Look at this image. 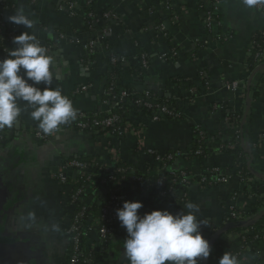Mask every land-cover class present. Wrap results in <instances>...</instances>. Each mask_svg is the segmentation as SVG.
<instances>
[{"label":"crops","instance_id":"obj_1","mask_svg":"<svg viewBox=\"0 0 264 264\" xmlns=\"http://www.w3.org/2000/svg\"><path fill=\"white\" fill-rule=\"evenodd\" d=\"M8 1L10 8L0 4V24L18 28V35L27 31L36 36L53 58L51 87L59 88L72 101L77 115L110 112L103 100L107 49L127 60L119 88L134 84L139 93L155 92L176 103L182 116L178 121H154L131 112L134 129L125 139L81 132L70 120L60 125L49 141H43L35 136L39 127L30 117L32 109L18 101L21 113L13 127L6 126L7 139L0 146V264H65L75 211L70 199L75 179L82 176L69 165L77 158L98 161L110 169L122 162L135 172L157 175L144 190L135 182L114 185L121 193L118 208L130 200L142 202L140 215L153 210L178 214L187 213L185 205L191 202L199 207L195 215L206 222L201 229L208 237L226 229L222 226L232 208L251 220L255 198L245 193L247 185L238 173L241 159L233 165L234 148L229 146L228 152H223L218 144L209 143L214 153L204 160L191 158L189 150L194 129L201 128L210 138L228 130L229 113L242 115V147L253 175L250 182L264 180V61L255 70L249 68L253 37L264 32V13L245 6L242 0H169L171 7L162 0H77L73 11L60 0ZM19 10L34 21L31 28L8 22ZM209 11L217 21L212 32L206 28ZM109 13L114 17L106 18ZM167 21L171 25L168 32ZM62 34L74 37L75 42L63 40ZM91 41H97L94 56L86 50ZM101 41H106L105 49ZM6 47L0 40V59L6 57ZM146 55L149 69L140 82L134 71ZM234 82L240 84L238 91L227 85ZM84 86L87 90L78 92ZM257 91L261 94L255 98ZM149 151L161 155L178 152L180 157L172 167H163ZM214 169L230 176L228 182L210 187L194 184L189 189L179 185L173 192L166 189L169 182L165 175L170 170H188L198 178ZM98 201L97 197L88 200L89 204ZM29 213L34 214L35 222H22L21 217ZM114 228L108 241L97 231L88 233L86 247L98 255L94 264H129L124 255L126 230L118 219ZM220 238L223 245L211 248L215 264L225 251L236 255L242 233L229 230ZM259 255L249 248L236 257L238 264H264L259 261L264 258V246Z\"/></svg>","mask_w":264,"mask_h":264},{"label":"trees","instance_id":"obj_2","mask_svg":"<svg viewBox=\"0 0 264 264\" xmlns=\"http://www.w3.org/2000/svg\"><path fill=\"white\" fill-rule=\"evenodd\" d=\"M162 1L165 6L171 7V3L169 2V0ZM70 2L75 3L76 0H72ZM2 3L7 8L12 7L9 4L10 2L8 0H2ZM261 4L264 5V3ZM63 6L65 8H68L69 5L64 2ZM1 24L5 28V33L1 36V39L6 42L7 47L5 49L8 53L9 47L14 46V44L12 43L13 39H11L10 35H14V37L17 36L19 29L16 27L14 29H9L3 23ZM252 42V57L249 61V68L250 70H255L256 65L259 63L257 60V55L261 54L264 50V32L256 33L253 37ZM101 45L105 49L107 47L106 41H101ZM97 49L98 48L94 49V53L92 54V56L97 53ZM105 50L107 55L103 64L107 69L108 75L106 78V85L104 87L105 93L103 95V100L106 105L109 106L111 116L116 117L117 120L114 122V124H112V126L103 129L100 126H95L93 121L104 120L105 118L110 116L109 113H80L76 115V118H79L80 122H84L89 125V128L84 132L94 131L99 135H107L116 137L118 139H125L127 135H125L124 131L128 129V126L131 124V112H133L137 116H151L153 112L160 107H167L170 111V114H167L164 117L165 120L178 121L181 119L182 112L176 105V103H174L172 100H165L164 98H160L155 92L152 91H148L143 94L139 93L138 91H136L134 84H129L119 88L117 86V83L121 79V69L123 65V63L121 62V57L117 54L111 53L110 50ZM113 59H115V62H113ZM140 60L141 65L139 68H136L134 74L139 78L140 82H143L144 76L149 69V59L146 55L143 56ZM89 61L92 63V58ZM144 62L146 63V66H144ZM40 87L42 89L45 87L43 82L40 83ZM122 92L126 94V97H122ZM146 93L148 94V96L146 95ZM260 94L261 92L259 91L255 92V98L260 96ZM149 106H152V108H149ZM235 118L237 119V121L235 122V127L231 125L226 132L211 136L210 138L201 128H197L196 130L194 129L192 148L189 150V153L191 158L204 160L208 159L214 153V150L209 147V143L218 144L221 148V151L223 152H228L229 146L234 147L235 159L233 165L238 164L239 160L241 159V177L245 185H247L245 188V193H249L255 198V202L249 213V219H253L259 216L264 211V180L256 183L250 182V180L253 179V175L248 170L246 153L242 147L244 138L241 130L242 115L235 114ZM75 129L78 130V128L76 127ZM6 130H8L7 127L0 129V134L3 138L0 146H3L7 139ZM225 138H228V140H226ZM152 152V155L154 157H160L163 160V167H172L180 157L178 152H170L166 155H161L155 151ZM75 160L84 163L87 166V169L84 171V174L82 176L80 175L75 179L77 184L75 187L73 186L72 195L77 196L75 200H73L72 198L70 199V204L74 207L75 210L71 216V228L76 227L78 229V232L73 233V240L72 238L70 239V245L68 247L65 264H94L95 258L98 255L97 253L88 250L86 247L85 228L87 225H90V227L93 226V223L90 221V219L101 220L102 225H107L106 222L112 214L111 211L113 206V204L110 203V196L111 194L120 196L121 193L120 189H118L117 187H111L108 184L110 177L109 170H111L109 167L101 164L98 161L90 160L87 158H77ZM113 168L117 170V173H114L112 175L114 178V183L124 185L130 182L133 183V179H141V181L139 182V188L141 190L147 189L148 185L152 182V179L157 177L155 173L148 175L140 172H135L129 165L122 162H117ZM176 172L178 174L184 172L188 176H191V173L188 170H176ZM209 172L214 174L213 170H210ZM165 176H168V174H166ZM165 176H162V178ZM158 177L160 178L161 176ZM183 180V178L178 177V184L181 183L180 186H184L187 189L191 188L192 182L187 181L182 183ZM177 185L173 186L168 183L166 185V189L170 191L171 187H177ZM248 186H252V190L250 192L247 191ZM95 197H97L99 201L93 204H89L88 200L90 198H93L94 200ZM227 227L230 228V232L242 233V241L240 246L238 247L237 253H235L236 255L245 248H251L256 257H258L260 249L264 246V218L248 228L242 227V221L229 220L227 224L225 223L222 226V229H225ZM200 231L204 238L209 241V243L212 242V239L217 233V231L211 232L210 237H208L207 234L203 233L201 228ZM109 239L110 238H107L105 239V241H108ZM222 245L223 240L219 238L215 241L213 247L219 248ZM259 261L264 262V258L259 259ZM204 264H215L212 253L207 259H204Z\"/></svg>","mask_w":264,"mask_h":264},{"label":"clouds","instance_id":"obj_3","mask_svg":"<svg viewBox=\"0 0 264 264\" xmlns=\"http://www.w3.org/2000/svg\"><path fill=\"white\" fill-rule=\"evenodd\" d=\"M258 2L264 0H243L248 7ZM8 22L26 29L34 23L23 10L9 16ZM12 43L15 47L0 59V129L14 126L21 113L17 102L22 100L32 109L30 117L38 122L39 129L53 134L60 125L76 118V109L59 88L51 87L53 58L36 36L24 31ZM41 82L43 89L36 86ZM142 207L140 201L126 200L116 209L120 226L127 233L124 255L129 264H199L200 259L210 256V243L200 231L206 222L198 221L195 215L198 205L189 202L185 205L189 211L178 214L153 210L140 215L138 210ZM21 221L34 223L35 216L29 213ZM218 264H238V260L225 251Z\"/></svg>","mask_w":264,"mask_h":264},{"label":"built area","instance_id":"obj_4","mask_svg":"<svg viewBox=\"0 0 264 264\" xmlns=\"http://www.w3.org/2000/svg\"><path fill=\"white\" fill-rule=\"evenodd\" d=\"M60 1L63 2V3L66 2L69 5L68 8H66L68 11H73L75 9V7H76V4H77V0H76L75 3H71L70 1H72V0H60ZM0 4L4 5L2 3V0H0ZM252 7L255 8L256 10H259L262 13H264V5H262L259 2L257 4H255V5H253ZM112 17H114V15L111 14V13L106 15V18H112ZM216 23H217L216 17L213 15L212 12L209 11L206 14V28H207V30L212 31V29L214 28ZM4 33H5V28H4V26L2 24H0V40H2L1 36ZM10 37H11V39H13L14 35H10ZM60 37L63 40H66L68 42H75V40H76L74 37H70V36H67L65 34H62ZM96 46H97V41H91V42H89L86 45V50L89 52V54H93L94 53V49L96 48ZM257 60H258V62L264 61V50H263V52L261 54L257 55ZM113 62H115V59H113ZM121 62L123 64H126L127 60L125 58H121ZM144 66H146L145 62H144ZM227 85H228L229 88H231L234 91H238L239 88H240L239 87L240 84L236 83V82L230 83V84H227ZM262 89H264V87ZM86 90H87V88L84 86V87H81L78 90V92H84ZM121 95H122V97H126V94L123 93V92L121 93ZM146 95L148 96L147 93H146ZM114 106H116V105H114ZM149 108H152V106H149ZM108 113H109L110 116H108L104 120H101V121L95 120V121H93L94 125L95 126H100L103 129L112 126V124H114V122L117 119H116V117L111 116L110 112H108ZM167 114H170V111L168 110V108L167 107H162V108L160 107L159 109L157 108V110L153 112V114L150 116V118H152V120H154V121H160L162 119H165L164 117ZM236 121H237V119L235 118V113H233V112L229 113L228 117H227L228 127L231 126V125L233 127H235V122ZM70 122H71V124L74 125V127L78 128V130L81 131V132H84L85 130H87L89 128V125L87 123L80 122L79 118H76V119H74L73 121H70ZM131 129H134V126L132 124H130L128 126V129H126L124 131L125 135H127L128 132ZM52 135L53 134H44L39 128L37 129L36 134H35V136L37 138H39L40 140H43V141H49L50 138L52 137ZM2 141H3V138H2V136L0 134V144H1ZM261 141L264 143V136L261 137ZM232 148H234V147L231 146V149ZM149 153L151 155L153 154L152 151H149ZM155 160L157 162L163 163V160L160 157H155ZM69 167L71 168V170L75 169V170L79 171L82 175L84 174V171L87 169V166L84 163L79 162V161L71 162ZM213 171H214V174H212L211 172H208V173H206L205 175H203L201 177L195 178L193 176V174H191V176H188L184 172H181V173L178 174L176 171L170 170L168 172L167 181L169 182V184L175 186V185L178 184V182H177L178 177H181V178L184 179L182 181V183L187 182V181H191L192 182L191 187L194 184H199V185H201L203 187H210V186H214L213 184L227 183L228 180L230 179V176H228L226 174H223L220 170L214 169ZM114 173H117V170L114 169L113 167H111V170H109L110 177H109V181H108V184L111 187L116 185V183L113 182L114 178H113L112 175ZM238 173H239V176L241 177V169L239 170ZM60 178H61L62 182H66V177L61 175ZM140 181H141V179H133V182H135L137 184H139ZM179 185H181V183H179L177 186H179ZM175 188L176 187H171L170 191H168V192H173L175 190ZM251 190H252V188L248 187V192H250ZM168 192H164L163 193V197H167L168 196ZM79 193H81V192H79ZM76 196L77 195H72L71 198L73 200H75ZM119 200H120V196H117L115 194H111L110 203L113 204L112 211H111L112 214H111L110 218L107 219V222H106L107 225H102L101 220H98V219L94 220L95 221V223H93L94 226L90 227V225H87L86 228H85L86 237H87L88 233L92 232V231H97V233L100 235V237L103 240H105L107 238H111L115 234L114 224H115L116 220L118 219L117 216H116V209H118ZM108 209H110V208H108ZM229 220H236V221L245 222V221H247V215L244 212H240V211L236 210L235 208H232L228 212V216H227V219H226L225 223L227 224ZM76 232H78V229L76 227L70 228V230H69L70 239L72 238V240H73V238H74V237H72L73 233H76ZM245 249H249V248H245ZM199 264H204V259H200L199 260Z\"/></svg>","mask_w":264,"mask_h":264},{"label":"water","instance_id":"obj_5","mask_svg":"<svg viewBox=\"0 0 264 264\" xmlns=\"http://www.w3.org/2000/svg\"><path fill=\"white\" fill-rule=\"evenodd\" d=\"M165 31H169L171 25L170 23L167 21L165 24ZM100 34V33H99ZM250 104V102H249ZM251 155V154H250ZM252 158V156H251ZM252 164V162H249V166ZM251 171V169H249ZM262 218H264V211L257 217L251 219V220H247L245 222H242V227L248 228L250 226H253L254 224H256L259 220H261ZM230 230L229 227H227L225 230H222L221 232H219L215 237L214 240L212 241V243L210 244L211 248L214 246V241L219 239L221 236H223L224 234H226L228 231Z\"/></svg>","mask_w":264,"mask_h":264}]
</instances>
